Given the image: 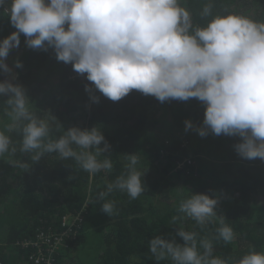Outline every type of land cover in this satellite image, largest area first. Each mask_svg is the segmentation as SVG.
<instances>
[{
  "label": "clouds",
  "instance_id": "1",
  "mask_svg": "<svg viewBox=\"0 0 264 264\" xmlns=\"http://www.w3.org/2000/svg\"><path fill=\"white\" fill-rule=\"evenodd\" d=\"M0 0V9L16 29L0 40V72L11 79L0 80V158L17 152L29 154L32 163L46 154L72 160L90 176L111 173V145L100 126L64 129L51 112L43 117L33 111L25 88L13 80L6 63L12 49L19 48L21 34L33 50L53 49L56 59L71 64L102 95L119 101L132 90L151 95L160 102L196 98L205 107L202 124L185 121L201 137L239 136L234 145L240 157L264 160V21L236 13L213 14L215 0H207L196 23L185 6L187 0ZM210 18V19H209ZM15 68H22L19 59ZM92 86L86 91L92 92ZM93 102L99 97L93 95ZM55 133H60L55 135ZM12 134L20 136L19 148ZM103 143V147L101 144ZM108 153V155H105ZM124 171L97 193L101 210L116 214L115 192L130 199L145 191L138 153L124 154ZM103 157V158H102ZM29 169L21 160L8 161ZM220 197L192 193L181 199L170 224H178L183 243L157 235L148 247L157 262L170 264H264V251L255 246L240 258L215 255V242L231 244L233 227L217 213ZM200 230L218 223L215 235Z\"/></svg>",
  "mask_w": 264,
  "mask_h": 264
},
{
  "label": "trees",
  "instance_id": "2",
  "mask_svg": "<svg viewBox=\"0 0 264 264\" xmlns=\"http://www.w3.org/2000/svg\"><path fill=\"white\" fill-rule=\"evenodd\" d=\"M206 2L187 0L185 6L196 23L206 22L199 16ZM4 7H10V0ZM217 13L264 21V0H215L213 14ZM15 30L0 9V40ZM17 59L22 68H15ZM6 63L18 74L13 83L25 88L37 115L51 112L65 130L79 123L82 129L100 126L111 145L114 168L111 173L90 176L74 161L59 160L56 154H46L35 163L19 151L0 158V264H33L29 259L33 250L24 242H32L40 231L60 229L64 216L79 211L83 221L76 237L60 252V264H80L78 254L84 249L94 253L92 264H170L157 262L148 244L157 235L183 243L177 235L179 225L170 222L179 201L192 193L218 195L217 213L236 233L231 244L215 242V255L240 258L250 246L264 251V160L240 157L234 148L241 142L239 136L210 133L201 137L192 129L185 131L186 120L202 124L205 107L198 99L162 103L134 89L114 102L96 90L86 74L58 61L53 49L28 48L23 34ZM5 79L11 76L0 72V80ZM86 86H92V92ZM93 95L99 97L98 103ZM7 98L0 97V106ZM81 113L86 114L84 118H76ZM12 138L19 148L20 136L12 134ZM132 153L140 155L145 191L135 200L126 193L111 194L108 199L116 202V214L109 217L101 210L103 201L97 200V193L124 171L123 155ZM191 153L196 164L176 172L177 163ZM9 160H21L30 167H14ZM184 226L211 237L219 225L200 230L187 220Z\"/></svg>",
  "mask_w": 264,
  "mask_h": 264
},
{
  "label": "built area",
  "instance_id": "3",
  "mask_svg": "<svg viewBox=\"0 0 264 264\" xmlns=\"http://www.w3.org/2000/svg\"><path fill=\"white\" fill-rule=\"evenodd\" d=\"M82 221L83 215L80 211L74 215H66L60 229L40 231L32 242L25 241L23 246L33 250L29 256L30 261L33 264H60V252L76 237Z\"/></svg>",
  "mask_w": 264,
  "mask_h": 264
},
{
  "label": "rangeland",
  "instance_id": "4",
  "mask_svg": "<svg viewBox=\"0 0 264 264\" xmlns=\"http://www.w3.org/2000/svg\"><path fill=\"white\" fill-rule=\"evenodd\" d=\"M86 114L85 113H81V114H77L76 115V118H84ZM161 121L163 122L162 126H165L166 122H165V118H162ZM77 127H80L81 128V124L79 123L77 125ZM87 128H88V125H87ZM181 136H184L181 134ZM94 243V242H93ZM94 253H92V250H87V249H84L82 250L79 254H78V257L80 258V261L79 263L80 264H92L93 263V259H92V256H93Z\"/></svg>",
  "mask_w": 264,
  "mask_h": 264
},
{
  "label": "bare ground",
  "instance_id": "5",
  "mask_svg": "<svg viewBox=\"0 0 264 264\" xmlns=\"http://www.w3.org/2000/svg\"><path fill=\"white\" fill-rule=\"evenodd\" d=\"M195 155L189 154L186 160L182 162H178L176 165V172L183 171L184 169H188L190 166H194L196 164Z\"/></svg>",
  "mask_w": 264,
  "mask_h": 264
}]
</instances>
